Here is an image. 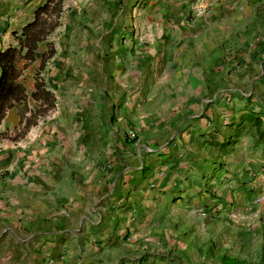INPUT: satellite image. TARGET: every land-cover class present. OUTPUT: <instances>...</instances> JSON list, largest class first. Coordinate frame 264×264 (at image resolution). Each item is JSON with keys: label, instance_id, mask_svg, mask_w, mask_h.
<instances>
[{"label": "crops", "instance_id": "0c3cea01", "mask_svg": "<svg viewBox=\"0 0 264 264\" xmlns=\"http://www.w3.org/2000/svg\"><path fill=\"white\" fill-rule=\"evenodd\" d=\"M49 41L52 108L0 123V264H264V0H65Z\"/></svg>", "mask_w": 264, "mask_h": 264}, {"label": "trees", "instance_id": "16d2710c", "mask_svg": "<svg viewBox=\"0 0 264 264\" xmlns=\"http://www.w3.org/2000/svg\"><path fill=\"white\" fill-rule=\"evenodd\" d=\"M21 1L27 4L31 0ZM64 1L44 0L36 5L30 19L19 31L11 33L14 43L0 48V123L11 109L18 110L21 119L24 120L22 128L13 131L12 140L22 136L37 117L43 116L53 106V95L46 89L41 72L54 54L49 37L58 27ZM35 62L37 68L32 76L33 89L29 92L23 71ZM28 97L34 102V110L27 107ZM24 113L28 115L24 116ZM238 124H246L256 129L257 138L262 140L264 145V128L257 113L248 111L241 114ZM7 136L6 132H0V140Z\"/></svg>", "mask_w": 264, "mask_h": 264}, {"label": "rangeland", "instance_id": "374dc122", "mask_svg": "<svg viewBox=\"0 0 264 264\" xmlns=\"http://www.w3.org/2000/svg\"><path fill=\"white\" fill-rule=\"evenodd\" d=\"M24 6L21 0H0V48L14 43L9 30L18 29L20 24L30 16V8ZM36 68L37 62L27 66L23 71L25 72V84L27 83L28 86L31 83L30 75L33 76ZM32 108L35 107L32 106ZM25 114L24 116H27Z\"/></svg>", "mask_w": 264, "mask_h": 264}, {"label": "built area", "instance_id": "2783aa9c", "mask_svg": "<svg viewBox=\"0 0 264 264\" xmlns=\"http://www.w3.org/2000/svg\"><path fill=\"white\" fill-rule=\"evenodd\" d=\"M206 12H207V11L204 10V8H198V9H196V10L194 11L193 16H194V17H201V16H203ZM257 201H258V200H257ZM201 215H203V214H201Z\"/></svg>", "mask_w": 264, "mask_h": 264}]
</instances>
